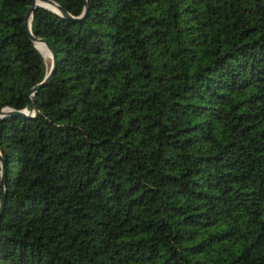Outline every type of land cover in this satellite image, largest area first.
Segmentation results:
<instances>
[{
	"label": "trees",
	"instance_id": "trees-1",
	"mask_svg": "<svg viewBox=\"0 0 264 264\" xmlns=\"http://www.w3.org/2000/svg\"><path fill=\"white\" fill-rule=\"evenodd\" d=\"M0 0V264H264V0ZM2 168L0 165V202Z\"/></svg>",
	"mask_w": 264,
	"mask_h": 264
},
{
	"label": "water",
	"instance_id": "water-1",
	"mask_svg": "<svg viewBox=\"0 0 264 264\" xmlns=\"http://www.w3.org/2000/svg\"><path fill=\"white\" fill-rule=\"evenodd\" d=\"M39 6H42V7H45L47 9L51 10V11L57 12L60 15H63L67 18H72L75 21L82 20L86 16L87 10H88V4H87L84 13L81 14L80 16L75 17V16H72L68 11H66L56 0H35L34 3L30 6V8L27 12V15H26V24H27L30 32H31L33 12ZM50 6H52L54 8H52ZM31 40L33 41V43L36 45V47L39 49V51L41 53H42V51L38 47L37 43L38 42L45 43L46 47L48 48V50L51 54V56H50L52 59L51 67L48 68V74L46 75L43 82H41L40 84H37L33 89H31L30 91L27 92V98H28L27 107L24 109H21V110H16V109H12V108L7 107L0 112V120L6 114L19 115V116H23V117H31L35 114H38V109L36 108V105L33 101V96L35 95V93L38 91L39 88L50 83V81L53 77V74L55 72V69L57 66V54L54 51V49L52 48V46L49 44V42L45 38L37 37V36L33 35L32 32H31ZM43 56H44V54H43ZM0 165L2 168V174H1V176H2L1 177L2 197H1V202H0V221H1V217L3 215V210H4V206H5V197H6V190H5L6 168H5V161H4V158H3L1 152H0Z\"/></svg>",
	"mask_w": 264,
	"mask_h": 264
},
{
	"label": "bare ground",
	"instance_id": "bare-ground-1",
	"mask_svg": "<svg viewBox=\"0 0 264 264\" xmlns=\"http://www.w3.org/2000/svg\"><path fill=\"white\" fill-rule=\"evenodd\" d=\"M50 7H52V6H50ZM52 8H54V7H52ZM37 45L40 48V50L42 51V53L44 54L45 60L47 62L49 59V55L51 56L48 48L46 47L45 43H43V42H38Z\"/></svg>",
	"mask_w": 264,
	"mask_h": 264
},
{
	"label": "rangeland",
	"instance_id": "rangeland-1",
	"mask_svg": "<svg viewBox=\"0 0 264 264\" xmlns=\"http://www.w3.org/2000/svg\"><path fill=\"white\" fill-rule=\"evenodd\" d=\"M46 64H47V67H48V68L51 67L52 59H51L50 55H49V59H48V61L46 62Z\"/></svg>",
	"mask_w": 264,
	"mask_h": 264
}]
</instances>
